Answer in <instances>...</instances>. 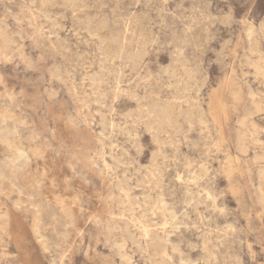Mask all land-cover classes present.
<instances>
[{
  "label": "rangeland",
  "instance_id": "374dc122",
  "mask_svg": "<svg viewBox=\"0 0 264 264\" xmlns=\"http://www.w3.org/2000/svg\"><path fill=\"white\" fill-rule=\"evenodd\" d=\"M74 1L0 0V264H264V0Z\"/></svg>",
  "mask_w": 264,
  "mask_h": 264
},
{
  "label": "bare ground",
  "instance_id": "6f19581e",
  "mask_svg": "<svg viewBox=\"0 0 264 264\" xmlns=\"http://www.w3.org/2000/svg\"><path fill=\"white\" fill-rule=\"evenodd\" d=\"M68 1L71 3L75 2L74 0H68ZM169 115H171V113H166L161 119H157V117L152 116V119H153L152 121H154L156 123L155 129H162L164 126H171L172 120H171ZM149 116H151V113L149 114ZM261 196H262V194H261ZM142 229L144 230L143 231L144 232V240L146 241V243L149 244V242H150V244H153L154 247L158 248L157 250H158L159 258L162 257L163 259H165L166 250H167L166 247H167L168 240H166L164 237L160 236V234L156 230H154L152 226H146L145 225ZM125 238H127V236ZM148 247L150 248L151 246H148ZM154 247H152V250L155 249ZM146 248H147V246H146ZM155 252H156V250H155ZM155 254L157 255V253H155Z\"/></svg>",
  "mask_w": 264,
  "mask_h": 264
}]
</instances>
